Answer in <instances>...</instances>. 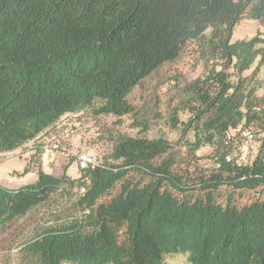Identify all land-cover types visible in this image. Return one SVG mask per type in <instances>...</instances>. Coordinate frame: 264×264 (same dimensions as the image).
<instances>
[{
    "label": "trees",
    "instance_id": "1",
    "mask_svg": "<svg viewBox=\"0 0 264 264\" xmlns=\"http://www.w3.org/2000/svg\"><path fill=\"white\" fill-rule=\"evenodd\" d=\"M243 19L263 25L264 0H0V153L67 114L131 115L133 88L189 44L204 72L181 103L205 133L196 148L214 147L194 173L174 168L169 139L142 133H119L76 178L34 159L33 182L0 183V228L62 198L71 207L20 243L19 264H264V138L248 162L234 154L238 135L264 132V36L234 40Z\"/></svg>",
    "mask_w": 264,
    "mask_h": 264
},
{
    "label": "rangeland",
    "instance_id": "2",
    "mask_svg": "<svg viewBox=\"0 0 264 264\" xmlns=\"http://www.w3.org/2000/svg\"><path fill=\"white\" fill-rule=\"evenodd\" d=\"M264 24L254 20H241L235 27L234 38H248ZM254 33V34H251ZM239 36V37H235ZM195 48L189 44L180 57L166 62L150 75L146 76L129 94L134 106L131 115L116 117L113 115L95 116L91 109L63 116L54 126L43 132L35 141L12 152L0 153V183L7 187H16L33 182L37 178L36 165L61 175L64 172L71 177H79L81 170L77 157L81 152H90L98 161L108 154L112 139L119 133L143 135L149 138L166 137L172 144L167 157L175 160V169L180 172H193L213 166L214 147L208 142L196 148L197 133L205 138V133L197 129L192 120V110L183 107L181 88L189 80L204 72L201 61H198ZM250 72V71H247ZM264 81V66L260 71ZM263 90L259 91L261 94ZM254 131V130H253ZM237 135L238 133L235 132ZM252 140L244 134L240 150H234L237 159L248 162L258 152L264 132L254 131ZM245 201L252 191L242 192ZM71 201L62 198L54 203L46 204L30 215L17 220L13 224L0 228V264H19V245L33 234V231L45 223H54L55 218H64L70 212ZM168 264H191L185 254L168 255Z\"/></svg>",
    "mask_w": 264,
    "mask_h": 264
},
{
    "label": "built area",
    "instance_id": "3",
    "mask_svg": "<svg viewBox=\"0 0 264 264\" xmlns=\"http://www.w3.org/2000/svg\"><path fill=\"white\" fill-rule=\"evenodd\" d=\"M246 136L250 139L254 138V134L251 131L244 132ZM77 164L80 169L86 168L88 166H95L97 164L96 158L90 152H81L77 157Z\"/></svg>",
    "mask_w": 264,
    "mask_h": 264
},
{
    "label": "crops",
    "instance_id": "4",
    "mask_svg": "<svg viewBox=\"0 0 264 264\" xmlns=\"http://www.w3.org/2000/svg\"><path fill=\"white\" fill-rule=\"evenodd\" d=\"M254 21H256V20H254ZM256 22H258V21H256ZM258 23H259V22H258ZM259 27H261L260 23H259ZM262 31H263V30L261 29V32H262ZM257 32H258V31H257ZM257 32H256V33H257ZM256 33H255V34H256ZM251 34H254V33H251ZM255 34H254V35H255ZM262 34H263V32H262ZM252 36H253V35H252ZM252 36H251V37H252ZM263 36H264V34H263ZM235 37H239V36H235ZM244 38H248V37L245 36ZM249 38H250V37H249ZM237 39H242V38H234V40H237ZM43 169H44V168H43ZM44 170L47 171V172L52 173L51 171H48L47 169H44ZM67 173H69V171H68Z\"/></svg>",
    "mask_w": 264,
    "mask_h": 264
}]
</instances>
